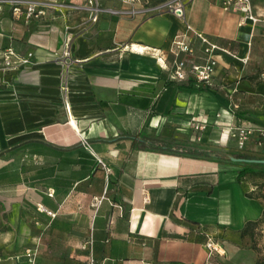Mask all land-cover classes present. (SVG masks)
I'll return each mask as SVG.
<instances>
[{"label": "crops", "instance_id": "obj_1", "mask_svg": "<svg viewBox=\"0 0 264 264\" xmlns=\"http://www.w3.org/2000/svg\"><path fill=\"white\" fill-rule=\"evenodd\" d=\"M98 1L129 9L122 0ZM252 2L262 19L254 30L240 27L222 0L187 6L195 31L237 55L216 54L209 85L191 73L172 79V43L186 32L173 15L107 11L91 24L88 11L62 7L27 22L15 14L24 3L0 4V50L34 55L17 70L0 69V264H257L242 237L264 215L257 184L226 160L164 150L178 141L236 154L230 132L238 127L263 131L246 149L264 145V0ZM67 34L69 69L57 58ZM189 37L192 60L205 63V46ZM209 235L224 256L208 257Z\"/></svg>", "mask_w": 264, "mask_h": 264}, {"label": "built area", "instance_id": "obj_2", "mask_svg": "<svg viewBox=\"0 0 264 264\" xmlns=\"http://www.w3.org/2000/svg\"><path fill=\"white\" fill-rule=\"evenodd\" d=\"M80 4H71L63 5L51 3L49 0H0L2 3H11L13 5H20L24 3L26 5V10L22 12L19 7L15 8V14H24L26 21H30L33 18H38L44 15L45 9H61L62 7H67L72 11L86 10L89 12V23L95 24L100 15L104 12H110L113 14H127L130 16H135L139 13H149L154 15H173L180 20H182L186 27V32L183 35L177 36L171 47V54L174 55V73L172 79L176 81H185L188 79V74L191 73L195 80L199 84H210L211 79L216 71L217 60L216 54L218 52L227 54L233 58H237V55L234 54L230 49L223 48L210 41L202 33L195 31L190 24L186 21V8L193 0H122L123 4L129 6V9L124 12L106 10L102 8L98 0H80ZM222 5L226 10H230L239 15V26L245 27L250 25L252 30L262 22L261 17L255 13L252 0H222ZM68 29V28H67ZM192 33L195 38H197L201 45L205 46L204 52L206 53V61L203 64L194 63L192 57L195 54V48L192 43V39L189 37V34ZM71 42L72 36L67 34L65 49L61 54L58 55L59 63L69 69V67L74 63L71 57ZM188 56L187 59L181 61V56ZM33 54L29 53L26 56L21 55L14 51L12 48H7L0 50V69L5 71L17 70L22 66H26L31 63ZM190 57V58H189ZM163 58H160L161 61ZM244 63L247 60H243ZM190 67L188 70L187 67ZM261 77L264 78V71L261 73ZM62 92L64 97V106L65 109L70 113L71 105L68 97V84L65 81L62 85ZM238 109L237 105L231 107V111ZM69 123L75 125L74 119L69 116ZM257 132L260 134L263 131L252 128V127H238L232 128L230 132V137L235 139L238 144V148L243 150L246 148L248 141L253 137ZM82 144L94 155L95 152L91 148V145L84 138L81 139ZM100 163L102 161L100 160ZM105 167V166H104ZM109 171V169H107ZM52 196L53 194H49ZM41 209L45 210L41 207ZM49 215L54 216L51 212L46 211ZM206 249L208 252V257L213 256H224L225 250L222 245L219 243L218 239L214 235H209L207 237ZM88 264H100L94 259H90Z\"/></svg>", "mask_w": 264, "mask_h": 264}, {"label": "trees", "instance_id": "obj_3", "mask_svg": "<svg viewBox=\"0 0 264 264\" xmlns=\"http://www.w3.org/2000/svg\"><path fill=\"white\" fill-rule=\"evenodd\" d=\"M171 93V88L168 87L166 92L161 96L160 101L157 106V112L162 113ZM164 150H168L170 153H174L177 155H187L195 158H203V159H212V160H226L231 161V158H238L236 154L222 153L216 150H211L209 148H203L197 145H191L187 142H170V146L164 148ZM254 166H260V168H252V167H243L239 170V177L249 176L254 179H264V164H256ZM263 218V217H262ZM256 222H250L246 225L245 229L242 231V237L245 236H253V229L258 223L262 220ZM257 264H263L261 262H257Z\"/></svg>", "mask_w": 264, "mask_h": 264}, {"label": "rangeland", "instance_id": "obj_4", "mask_svg": "<svg viewBox=\"0 0 264 264\" xmlns=\"http://www.w3.org/2000/svg\"><path fill=\"white\" fill-rule=\"evenodd\" d=\"M264 142V140H263ZM236 155H238L239 159H249V160H264V145L259 148H255V144L248 147L247 149H243L240 151L235 152ZM227 166L235 167V168H243V167H254V168H260V166H254L256 164L252 163H242V162H236V161H228L226 163ZM251 183L257 184V193L258 197L263 203L264 206V179H249ZM248 244L250 245V248H252L256 255H257V261L264 264V215L262 220L256 225L253 229V236L247 237Z\"/></svg>", "mask_w": 264, "mask_h": 264}, {"label": "water", "instance_id": "obj_5", "mask_svg": "<svg viewBox=\"0 0 264 264\" xmlns=\"http://www.w3.org/2000/svg\"><path fill=\"white\" fill-rule=\"evenodd\" d=\"M232 161L242 162V163H252V164H264V160H249V159L232 158Z\"/></svg>", "mask_w": 264, "mask_h": 264}]
</instances>
